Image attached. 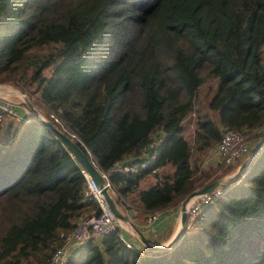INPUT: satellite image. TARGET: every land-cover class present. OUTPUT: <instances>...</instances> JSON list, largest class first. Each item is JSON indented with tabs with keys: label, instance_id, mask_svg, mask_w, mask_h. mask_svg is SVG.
Instances as JSON below:
<instances>
[{
	"label": "trees",
	"instance_id": "16d2710c",
	"mask_svg": "<svg viewBox=\"0 0 264 264\" xmlns=\"http://www.w3.org/2000/svg\"><path fill=\"white\" fill-rule=\"evenodd\" d=\"M0 84L41 102L102 170L124 165L110 174L118 205L162 210L223 176L204 161L225 130L264 129V0H0ZM42 119L0 116V264L46 263L62 232L100 213ZM237 170L171 246L127 247L118 228L68 264H264V145Z\"/></svg>",
	"mask_w": 264,
	"mask_h": 264
},
{
	"label": "built area",
	"instance_id": "2783aa9c",
	"mask_svg": "<svg viewBox=\"0 0 264 264\" xmlns=\"http://www.w3.org/2000/svg\"><path fill=\"white\" fill-rule=\"evenodd\" d=\"M10 93L11 95L15 94L14 91H10ZM20 97L22 102L28 100V97L25 93H22ZM22 109H24V107H22V105L18 102L13 101L11 98L7 96L0 97L1 119L7 116L12 119L22 120L26 116L22 113ZM51 115L56 120L58 125L64 128V124L57 117H55V115ZM253 135H255V133L250 134L244 131L232 129L225 130L216 146L215 155L218 161L217 171L222 169L221 165H235L240 160H242L243 157L250 152ZM155 157L156 153H153L149 158L153 160ZM91 160L104 177V186L107 187L109 192L113 191L114 185L110 180V174L115 170L122 171L126 169L124 165L116 164L110 171H104L97 165L94 159ZM146 162L147 160L144 162V164H146ZM219 163H221V165ZM82 172L86 179L85 195L88 197V199H92L98 203L100 207V213H92L91 215H87L82 218L78 222L77 226L70 232H62V243L55 249L49 261L44 264H68L70 261L71 252H73L79 245L83 244L88 238H101L111 231L117 230L118 228L120 229L117 224L118 220L120 219L117 218L112 211L108 200L102 192L103 188L93 179V177L84 167H82ZM153 172H156V170H153ZM230 176L231 174L227 175L226 178L229 179ZM222 195L223 190L220 185H218L212 191L195 196L188 205V213L190 218H194L204 205L218 201ZM162 210L159 209L153 211L147 217V223L151 224L152 222L156 221ZM119 237L124 241V244L127 247H132L131 241L127 239L123 230H120Z\"/></svg>",
	"mask_w": 264,
	"mask_h": 264
},
{
	"label": "crops",
	"instance_id": "0c3cea01",
	"mask_svg": "<svg viewBox=\"0 0 264 264\" xmlns=\"http://www.w3.org/2000/svg\"><path fill=\"white\" fill-rule=\"evenodd\" d=\"M10 91H14L16 97H20L23 93L20 89H14L11 84H0V97L7 96L12 99V97L15 96H12ZM18 103L22 104V100ZM22 113L24 115L26 114L23 111ZM260 132H264V129ZM251 148H253V145H251ZM215 154L216 149L214 155ZM212 157L217 158L216 155ZM245 157H243V160H245ZM233 172H236V170H234ZM224 175V179H227V174ZM213 180V177L205 178L199 182L200 185L196 186V188L204 187L206 186V184L208 185ZM156 181V176L148 175V177H146L142 181V186L147 187L155 183ZM132 200L133 203L125 201V203H130L131 207H125V205L122 203L118 205L124 217L118 220L117 222L118 226L120 227V230H123L127 239L131 241L132 247H137L141 250L144 247H147V244L157 245L168 243L171 238L175 235V233L179 229H181L180 224L183 201H177L168 205L164 210L160 212V215L156 221L152 222L151 224H148L147 217L152 212H149L142 208L140 203L137 201L136 197H134Z\"/></svg>",
	"mask_w": 264,
	"mask_h": 264
},
{
	"label": "water",
	"instance_id": "95a60500",
	"mask_svg": "<svg viewBox=\"0 0 264 264\" xmlns=\"http://www.w3.org/2000/svg\"><path fill=\"white\" fill-rule=\"evenodd\" d=\"M28 106L33 110L35 113L38 114L36 108L33 106L31 102H27ZM43 122H45L47 125L52 127V129L55 131V133L69 146V148L72 150V152L78 157L82 165L88 170L90 175L93 177V179L103 188L102 192L106 199L108 200V203L114 212L115 216L119 219L123 218V214L120 211L118 204L116 203V200L110 195L108 189L106 186H104V177L100 173L99 169L93 164L92 160L90 157L76 144V142L68 137L65 133H63L61 130L53 126L52 122L46 119H42ZM264 145V132L262 133L261 137L259 140L256 142V144L253 146L250 154L248 157L241 163L239 170L244 168L251 160L252 158L259 152V150L262 148ZM221 183V179H217L214 182L200 188L192 191L183 201L182 204V214H181V224L180 227L181 229L184 227L187 216H188V211H187V204L191 201V199L197 195L203 194L205 192L212 191L214 188H216L219 184ZM181 229H179L175 235L171 238V240L168 243L165 244H147V247L153 248V249H160L165 246H170L173 244V242L177 239L178 235L181 232Z\"/></svg>",
	"mask_w": 264,
	"mask_h": 264
},
{
	"label": "rangeland",
	"instance_id": "374dc122",
	"mask_svg": "<svg viewBox=\"0 0 264 264\" xmlns=\"http://www.w3.org/2000/svg\"><path fill=\"white\" fill-rule=\"evenodd\" d=\"M13 86V85H12ZM13 87H15V86H13ZM15 89H18L17 87H15ZM18 98V99H17ZM13 100L14 101H20L21 100V98L20 97H16V99L15 98H13ZM36 108L38 109V111L40 112V116L42 117V118H45L46 117V115H45V110H44V105L41 103V102H37L36 103ZM31 109V108H30ZM29 111V107H25L24 106V112L25 113H27ZM33 111V110H32ZM16 123L17 122H19V120L20 119H13ZM193 128H194V124L193 123H191V125H190V127L187 129V134H189L192 130H193ZM262 133L263 132H255V135H253V139H252V141H251V145H255L256 144V142L259 140V137L262 135ZM251 134V133H250ZM215 149H216V147H214V148H212L211 150H210V152L208 153V156L205 158V161H204V167L206 166V167H208V166H210V165H214V166H218V161H217V158H214V157H212L213 155H214V153H215ZM252 149V148H251ZM244 159V158H243ZM240 160L237 164H235V165H221V163H219L220 165H221V167H222V169L224 170V171H222L221 173H224V174H227V175H229L230 173H232L234 170H236L238 167H240V165H241V163L244 161V160ZM245 159H246V157H245ZM175 169V167H174V165L173 164H171V163H168L167 165H165V166H162L161 167V171H160V176H163V175H165V174H167L169 171H173ZM243 169V168H242ZM241 169V170H242ZM223 174V178L225 177V175ZM127 204H129V205H127ZM125 207H131V204L130 203H125ZM171 246V245H170Z\"/></svg>",
	"mask_w": 264,
	"mask_h": 264
},
{
	"label": "clouds",
	"instance_id": "9594fccd",
	"mask_svg": "<svg viewBox=\"0 0 264 264\" xmlns=\"http://www.w3.org/2000/svg\"><path fill=\"white\" fill-rule=\"evenodd\" d=\"M13 88H15V87H13ZM23 92V91H22ZM24 93V92H23ZM12 96H15V94L14 95H12ZM28 97V96H27ZM13 98L14 97H12V100H13ZM14 101V100H13ZM21 101V100H20ZM16 102H18L17 100H16ZM27 102H30L29 101V99L27 100V101H25V102H22V107H29L28 106V104H27ZM30 108V107H29ZM36 108V107H35ZM23 110V112H24V109H22ZM36 110H37V112H38V114L40 115V112L38 111V109L36 108ZM25 115H27V113L25 114ZM43 119H45V118H43ZM19 121H21V120H19ZM250 152H251V148H250ZM250 152L246 155V158L248 157V155L250 154ZM245 157V156H244ZM91 159V158H90ZM82 167H84V166H82ZM85 168V167H84ZM86 169V168H85ZM238 170H239V167L237 168ZM87 170V169H86ZM238 170H237V173H238ZM88 171V170H87ZM231 174V176H233V175H236V173L235 172H232V173H230ZM219 179H221V182H223L224 180H223V176L221 177V178H219ZM197 189H200V188H197ZM196 190V189H195ZM192 201V200H191ZM190 201V202H191ZM190 202L187 204V211H188V205L190 204ZM165 209V208H164ZM188 215H189V213H188Z\"/></svg>",
	"mask_w": 264,
	"mask_h": 264
}]
</instances>
